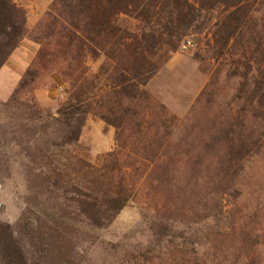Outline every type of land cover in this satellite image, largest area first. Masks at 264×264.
<instances>
[{"label": "trees", "instance_id": "obj_1", "mask_svg": "<svg viewBox=\"0 0 264 264\" xmlns=\"http://www.w3.org/2000/svg\"><path fill=\"white\" fill-rule=\"evenodd\" d=\"M121 15L136 19L140 32L120 26ZM44 18L33 35L38 53L14 96L34 92L41 86L44 73L57 72L68 87V98L57 113L39 116L38 132L47 140L35 151L45 168L60 161L48 147V138L58 139L51 143L54 147L77 146L80 142L90 113L86 85L90 59L103 54L113 62L106 103L124 106L126 115L129 108L125 102L150 99L143 87L184 38L212 31L205 52L218 65L201 94L204 106L211 110L216 104L222 78L231 83L233 93L230 99L216 104L217 110L207 121L185 128V150L196 151L185 157V198L193 202L187 216L195 214L185 222V264H227L205 252L208 240L199 238L200 228L192 227L218 221L223 216V197L242 190L247 162L264 156V0H53ZM27 33L26 10L14 0H0V69ZM197 57L202 58L200 54ZM160 108L166 111L164 106ZM102 118L114 123L109 116ZM1 120L0 114V140L4 133ZM194 136L196 141L189 140ZM117 147L109 157H113L118 171V156L124 147L118 137ZM174 160L166 153H156L150 159L153 169H163L159 178L167 185L175 184L176 176L170 170ZM115 177L96 172L87 184L65 187L61 178H55L45 189L68 202L58 210L62 218L105 229L132 198L123 177L120 183ZM25 221L21 219L14 227L0 220V264H63L59 250L66 242L63 222L55 220L44 227L34 219ZM261 243V236L254 231L237 237L233 251L227 252L235 256L232 264H263L258 256Z\"/></svg>", "mask_w": 264, "mask_h": 264}, {"label": "rangeland", "instance_id": "obj_2", "mask_svg": "<svg viewBox=\"0 0 264 264\" xmlns=\"http://www.w3.org/2000/svg\"><path fill=\"white\" fill-rule=\"evenodd\" d=\"M14 1L27 12L28 33L0 69V114L4 129L0 140L4 202L0 220L14 227L23 218L25 222L34 219L44 227L62 221L67 233L63 249L59 248L63 264H185V222L195 217V214L187 216L193 202L185 198V157L196 153L185 150V128L207 121L217 110L216 104L230 99L233 93L231 83L222 78L216 104H212L211 110L204 106L201 94L218 65L205 52L212 31L184 38L143 87L150 99L125 102L129 108L126 115L124 106L106 103L113 62L103 54L90 59L86 77L90 113L80 142L77 146L54 147L51 143L58 139L48 138L51 139L48 147L60 161L45 168L37 158L40 153L35 151L47 140L38 132L39 116H54L68 98V87L57 72H52L43 74L41 86L34 92L14 96V91L36 58L39 45L33 41V35L53 0ZM118 23L131 32H140V23L130 16L121 15ZM187 41L192 45L184 49ZM103 115L114 123H106ZM117 137L124 145L118 156V171L114 169L113 157H109L118 149ZM156 153L174 157L170 170L176 176L175 184L162 183L159 177L163 169H153L150 159ZM93 168L99 170L98 175H116L119 183L123 177L124 186L132 194L127 207L105 229L62 218L58 210L68 202L45 189L49 180L55 178H61L64 187L87 184L96 174ZM245 173L241 192L223 197L220 205L223 216L192 228H200L199 238L208 240L205 252L227 264L235 259L233 253L227 254L233 251L235 239L244 237L246 231H254L262 239L258 256L264 264V156L247 162ZM176 189L177 194L182 191L179 200L172 193Z\"/></svg>", "mask_w": 264, "mask_h": 264}, {"label": "built area", "instance_id": "obj_3", "mask_svg": "<svg viewBox=\"0 0 264 264\" xmlns=\"http://www.w3.org/2000/svg\"><path fill=\"white\" fill-rule=\"evenodd\" d=\"M191 45H192L191 42L187 41V44L184 45V49H189ZM2 192H3V185L0 183V211H2L4 205Z\"/></svg>", "mask_w": 264, "mask_h": 264}]
</instances>
